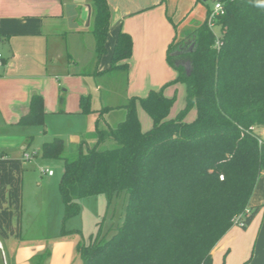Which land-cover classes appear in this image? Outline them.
I'll return each instance as SVG.
<instances>
[{"label": "trees", "instance_id": "obj_1", "mask_svg": "<svg viewBox=\"0 0 264 264\" xmlns=\"http://www.w3.org/2000/svg\"><path fill=\"white\" fill-rule=\"evenodd\" d=\"M220 45L207 16L185 47L169 45L168 62L185 85V103L168 119L173 99L161 88L134 96L126 116L94 144L81 141L67 152L60 137L43 143L41 157L60 159L59 190L64 218L78 200L123 195L124 221L111 234L101 229L76 246L81 264H212V249L242 214L246 228L262 207L249 206L264 172V141L251 127L264 126V0H221ZM95 59L105 51L110 29L107 0H90ZM179 44V46L177 45ZM132 38L116 37L108 71L130 70ZM187 62L190 68H187ZM88 98H81L87 110ZM152 119L142 130L136 102ZM42 98L32 94L21 122L42 117ZM195 119L183 120L191 106ZM106 136L116 146L101 148ZM23 158L0 155V239L21 237ZM221 176V177H220ZM247 210V211H246Z\"/></svg>", "mask_w": 264, "mask_h": 264}, {"label": "rangeland", "instance_id": "obj_2", "mask_svg": "<svg viewBox=\"0 0 264 264\" xmlns=\"http://www.w3.org/2000/svg\"><path fill=\"white\" fill-rule=\"evenodd\" d=\"M217 1L221 0H169L170 8L178 4L184 17L177 19V23L180 21L177 43L189 42L190 35L183 34L184 30L204 22L208 9ZM75 22L69 11L64 12L63 18L46 19L42 27L36 18L8 26L0 17L3 37L0 41V152L23 158L21 237L2 241L0 264H20V259L28 257L26 262L33 260L35 264L49 256L56 263L60 249L67 253L66 264H81L76 246L95 235L99 228L109 236V230L124 221L127 201L123 195L114 196L110 202L103 195L80 198L79 212L64 218L59 190L63 161L42 158L44 142L60 137L67 152L76 151L82 140L92 145L98 132L105 133L124 120V105L131 97L145 96L151 89L162 87L164 95L173 99L168 119L175 118L185 103V85L174 81L178 71L169 62L165 68H170L169 79L158 86L135 81L126 71H108L109 45L105 44V51L96 62L92 25L78 32L73 28ZM212 30L216 36L220 35L218 25ZM186 64L189 69L190 63ZM34 93L42 98V117L34 122H21L28 111L20 112V104L29 103ZM83 96L88 98L87 110L81 105ZM136 107L142 130H149L152 119L139 100ZM195 117L193 105L183 120L190 123ZM116 144L112 137L106 136L100 147L111 148ZM47 169L53 175L46 174ZM263 180L259 179V184L262 182L264 189ZM13 247L20 250L19 258L14 257ZM40 249L42 255L38 256L35 253Z\"/></svg>", "mask_w": 264, "mask_h": 264}, {"label": "crops", "instance_id": "obj_3", "mask_svg": "<svg viewBox=\"0 0 264 264\" xmlns=\"http://www.w3.org/2000/svg\"><path fill=\"white\" fill-rule=\"evenodd\" d=\"M107 2L110 7V29L106 43L111 53L118 33L126 32L132 38L130 77L135 78V81H145L147 86H158L168 81L170 68L165 70L166 62H168V48L172 42L177 41L179 20L184 18L178 4L170 8L169 0H107ZM88 5L91 7L90 0H0V17L4 18L5 25L8 26H16L22 21L27 22L30 18H36L40 19L42 27L46 19L63 18L64 12L69 11L76 20L73 25L74 31L79 32L92 25V8L89 24H86ZM170 12L174 14L173 16L176 15V19ZM177 19H179L178 23ZM182 22L185 23V19ZM198 26L191 30H184L183 34L191 35ZM0 41H3L2 36ZM20 106V112L29 111V103L22 102ZM92 141L95 142V140ZM21 149L24 150L25 147L22 146ZM0 155L8 156L4 151L0 152ZM261 178L264 179V172L257 179L249 206L262 207L247 226L248 228L233 225L226 232L212 249V264H264V189L261 187L262 182L259 184ZM9 239L4 240L9 241ZM4 240L0 239V250ZM19 251L13 247L15 258L20 257ZM37 252L36 255H42L41 249ZM66 257L65 250L60 249L58 262L53 263L49 256L35 264H66ZM29 259V257L20 259L19 263L34 264L33 260L26 262Z\"/></svg>", "mask_w": 264, "mask_h": 264}, {"label": "built area", "instance_id": "obj_4", "mask_svg": "<svg viewBox=\"0 0 264 264\" xmlns=\"http://www.w3.org/2000/svg\"><path fill=\"white\" fill-rule=\"evenodd\" d=\"M224 13V7L222 1H217L213 4L211 8L208 9V16H207V24L209 28L212 30L213 26L216 25L217 17ZM213 32V30H212ZM214 34V32H213ZM215 36V46L219 47L220 45V38L219 36ZM250 130L255 135L256 140L259 144H261L264 141V126L260 128L251 127ZM24 156L27 158L29 157V154H24ZM49 176L53 174V171L51 169H47L44 171ZM221 177V176H220ZM247 211V210H246ZM234 225H237L239 227L243 226V220H242V214L235 216L234 218Z\"/></svg>", "mask_w": 264, "mask_h": 264}, {"label": "water", "instance_id": "obj_5", "mask_svg": "<svg viewBox=\"0 0 264 264\" xmlns=\"http://www.w3.org/2000/svg\"><path fill=\"white\" fill-rule=\"evenodd\" d=\"M90 14H91V7L90 5H88V15H87V22H86L87 25L89 24V21H90Z\"/></svg>", "mask_w": 264, "mask_h": 264}, {"label": "flooded vegetation", "instance_id": "obj_6", "mask_svg": "<svg viewBox=\"0 0 264 264\" xmlns=\"http://www.w3.org/2000/svg\"><path fill=\"white\" fill-rule=\"evenodd\" d=\"M183 43H185V41ZM183 43L182 44L180 43L179 48H182L183 49V47H185V44H183Z\"/></svg>", "mask_w": 264, "mask_h": 264}]
</instances>
